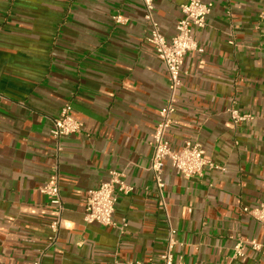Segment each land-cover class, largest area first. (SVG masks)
I'll use <instances>...</instances> for the list:
<instances>
[{
    "label": "crops",
    "instance_id": "obj_1",
    "mask_svg": "<svg viewBox=\"0 0 264 264\" xmlns=\"http://www.w3.org/2000/svg\"><path fill=\"white\" fill-rule=\"evenodd\" d=\"M202 1L210 13L192 37L203 50L183 58L165 137L174 150L196 140L223 169L183 178L166 162L161 198L149 142L168 78L147 41L142 0H0V264H149L167 222L175 259L226 263L243 239L261 247L245 246L231 264H264V231L242 212L264 198V0ZM152 2L168 39L186 0ZM232 101L253 119L233 124ZM67 103L81 127L57 150L52 119ZM110 171L132 188L116 195L122 232L82 219L87 191ZM54 172L62 227L46 247L56 212L37 187Z\"/></svg>",
    "mask_w": 264,
    "mask_h": 264
},
{
    "label": "built area",
    "instance_id": "obj_2",
    "mask_svg": "<svg viewBox=\"0 0 264 264\" xmlns=\"http://www.w3.org/2000/svg\"><path fill=\"white\" fill-rule=\"evenodd\" d=\"M142 3L145 8L144 18L149 24L147 41L153 46L156 56L163 63L168 78V99L159 111V120L151 133L149 142L152 149L149 170L152 173L157 192L162 198L163 181L161 175L166 162L170 164L177 175L183 178L200 175L204 168L223 169L211 161L196 140H186L180 150H174L165 137L166 130L171 124V116L175 111V94L181 85L183 58L189 51L202 52L203 50L193 39L192 28H203L206 25V17L210 13L211 4L202 0H186L180 5L181 16L174 24L173 35L166 39L161 34L159 25L154 19L152 0H142ZM112 18L116 23H122L124 20L119 13ZM259 18L264 20V4L259 12ZM70 110L71 105L67 103L61 108L59 114L52 119L50 134L56 142L57 150H60L61 138L79 132L81 127L80 122L71 116ZM226 112L233 124L253 119L251 114L237 110L233 101ZM123 176L122 172L110 171L105 181L87 191L82 213V219L85 223L117 227L122 232L126 224L122 222L121 225H118L113 218V213L117 199L116 195L118 193L128 194L132 189L124 181ZM37 191L47 198L48 204L56 212V218L48 224L49 233L46 247H51L56 242L59 229L62 227L61 213L64 208L56 173L51 174L39 185ZM242 212L252 218L264 231V198L255 207H243ZM175 235L176 229L172 227L170 222H167L164 249L159 255L158 261H150L149 264H189L181 258H174V248L177 244ZM245 246H250L253 250H259L261 244L255 240H236L229 261L222 264H231L233 260L242 258ZM31 264H40V258H37ZM195 264L208 263L198 262Z\"/></svg>",
    "mask_w": 264,
    "mask_h": 264
}]
</instances>
